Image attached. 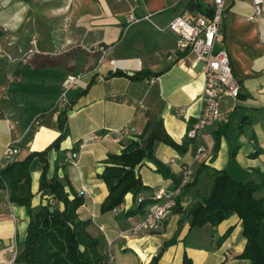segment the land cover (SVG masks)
<instances>
[{
	"label": "crops",
	"instance_id": "1",
	"mask_svg": "<svg viewBox=\"0 0 264 264\" xmlns=\"http://www.w3.org/2000/svg\"><path fill=\"white\" fill-rule=\"evenodd\" d=\"M225 8L221 33L239 97H223L221 120L190 140L186 134L201 112L204 75L199 66L190 69V57L179 61L167 26L183 13L208 17L203 12L211 10V0H0V161L8 144L17 151L11 161L44 151L60 135L57 118L65 111L68 134L48 154L47 179L67 178L74 193L85 191L77 213L90 221V233L105 242L114 264H149L173 239L157 264H182L184 255L192 264H249L238 257L246 241L236 215L216 227L190 229L184 213L208 196L213 172L225 171L242 183L257 182L255 171L264 178V0L256 22L250 20V0H226ZM130 13L141 20L127 26ZM115 71L142 76L107 77ZM71 77L77 82L61 98ZM177 109L185 111L182 118ZM157 124L175 143L187 144L183 155L161 142L153 145V156L175 177L193 162L198 146L207 148L211 160L193 164L197 182L176 198L182 214L171 212L157 232L134 233L144 210L123 216L137 207L127 194L119 208L101 214L108 192L99 175L108 154H119L130 139L145 147ZM126 127L131 131L117 133ZM70 153H77L75 166L66 160ZM41 167L36 161L31 168V206L62 210L39 191ZM138 173L146 199L173 189L148 160ZM65 191L72 198L69 186ZM28 221L24 208L10 204L0 189V264H15Z\"/></svg>",
	"mask_w": 264,
	"mask_h": 264
},
{
	"label": "trees",
	"instance_id": "2",
	"mask_svg": "<svg viewBox=\"0 0 264 264\" xmlns=\"http://www.w3.org/2000/svg\"><path fill=\"white\" fill-rule=\"evenodd\" d=\"M194 5L200 10L196 3ZM210 12L211 10L207 9L203 13L209 17ZM141 76L140 74L128 76L121 71H115L109 73L107 77H126L136 81ZM57 126L60 135L44 151L28 153L22 160L11 161L0 169V189L6 190L10 204L24 208L29 219L25 239L18 245L14 262L15 264H107L105 242L90 233V221L81 220L77 213L83 204L82 197L74 193L67 178L60 180L53 176L47 179L48 154L51 150H58L68 134L65 111L59 113ZM155 142H161L181 155L187 151V144L175 143L165 134L161 124H157L143 148L139 146L138 139L125 141L124 148L119 154L107 155L104 161L105 167L99 175L108 192L99 206L101 214L119 208L127 194H131L136 199L137 207L125 212L123 216L129 218L142 214L143 210L147 211L149 205L153 203V195L149 199L142 196L146 188L138 173L139 168L147 160L155 166L156 173L172 180L173 187L178 185L180 179L171 174L168 168L153 156ZM36 161L42 165L39 191L51 197L57 204H61L62 210L55 208L50 211L52 206L49 204L38 210L32 208L31 168ZM255 172L259 175L258 181L245 183L235 181L225 171L213 172L208 196L200 198L184 213L190 229L201 228L207 224L216 227L236 215L241 221L242 237L246 241L244 250L238 257L247 260L249 264H264V178L258 171ZM192 177L191 182L184 186V190L196 184L197 172ZM66 185L70 188L72 198H69V194L65 191ZM139 197L142 198L140 202H138ZM172 212L183 213L182 209L178 208V202ZM230 232L231 229H228L218 242L225 240ZM174 242L173 239L164 243L149 264H157L164 250ZM182 264H192V261L184 255Z\"/></svg>",
	"mask_w": 264,
	"mask_h": 264
},
{
	"label": "built area",
	"instance_id": "3",
	"mask_svg": "<svg viewBox=\"0 0 264 264\" xmlns=\"http://www.w3.org/2000/svg\"><path fill=\"white\" fill-rule=\"evenodd\" d=\"M250 4L253 11L250 20L256 22L262 15L263 0H250ZM225 5L226 0H211L209 17L183 13L172 19L167 26L168 31L175 37L176 56L179 61L190 57V69L199 66L204 75V85L200 96L201 112L186 134L190 140L201 137L205 129L221 120V100L223 97L233 99L239 97V83L232 74L229 56L224 48L221 33ZM142 19H148V17ZM140 20L130 13L127 16L126 24L130 26ZM30 44L34 45L35 41L32 40ZM77 79V77L69 79L63 87L61 98H64L66 92L75 86ZM184 115L185 111L183 109H177V117L182 118ZM129 131H131V128L126 127L120 129L117 133L124 135ZM16 153V149L11 144L6 145L1 155L0 169L9 164ZM76 158L77 153H70L66 160L69 164L75 166ZM210 160L211 155L207 148L204 145L198 146L195 150L193 162L190 165L181 167L178 185L167 192L158 191L154 193L153 203L149 205L143 219L135 224L131 231L134 233L159 231L176 205V198L181 194L184 186L191 182L193 164H207ZM84 192L79 195L83 197ZM141 200L142 198L139 197L138 202ZM105 256L107 264H114V258L109 249L105 252Z\"/></svg>",
	"mask_w": 264,
	"mask_h": 264
},
{
	"label": "water",
	"instance_id": "4",
	"mask_svg": "<svg viewBox=\"0 0 264 264\" xmlns=\"http://www.w3.org/2000/svg\"><path fill=\"white\" fill-rule=\"evenodd\" d=\"M50 211H52V208H50Z\"/></svg>",
	"mask_w": 264,
	"mask_h": 264
},
{
	"label": "rangeland",
	"instance_id": "5",
	"mask_svg": "<svg viewBox=\"0 0 264 264\" xmlns=\"http://www.w3.org/2000/svg\"><path fill=\"white\" fill-rule=\"evenodd\" d=\"M203 2H204V0H203Z\"/></svg>",
	"mask_w": 264,
	"mask_h": 264
}]
</instances>
